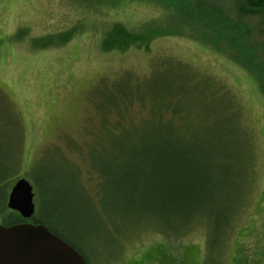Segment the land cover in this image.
<instances>
[{
    "label": "rangeland",
    "instance_id": "1",
    "mask_svg": "<svg viewBox=\"0 0 264 264\" xmlns=\"http://www.w3.org/2000/svg\"><path fill=\"white\" fill-rule=\"evenodd\" d=\"M116 24L151 38L104 50ZM263 71L264 8L247 0H0V198L26 178L34 215L90 264H202L214 227L227 228L218 264H264V97L253 77L264 84ZM116 90L181 93L196 146L217 167L215 207L191 226L134 223L97 191L89 163L110 148L94 153L100 104ZM127 103L108 122L147 118L148 101Z\"/></svg>",
    "mask_w": 264,
    "mask_h": 264
},
{
    "label": "trees",
    "instance_id": "2",
    "mask_svg": "<svg viewBox=\"0 0 264 264\" xmlns=\"http://www.w3.org/2000/svg\"><path fill=\"white\" fill-rule=\"evenodd\" d=\"M247 1L254 10L264 8V0ZM141 26L131 29L116 24L113 27L114 35L109 37H115L113 43L110 42L103 49L125 51L130 47L144 48L151 36L147 26L138 31ZM253 77L264 97L262 76L253 73ZM208 96L212 97V94ZM181 97L180 92H169L155 99L151 93L125 94L116 90L105 103L100 104L103 133L94 141L100 146L94 153H104L108 149L106 145L110 148L102 167L94 160H91L89 166L100 178L97 191L109 194L114 205H123L134 223L149 218L151 223H161L162 227H189L201 219L203 211L209 213L215 207L217 180L212 176L217 167L208 158L209 155L196 146L199 145V137L190 130V124L193 125L190 122L191 116L186 108L178 107ZM131 99L142 104L149 102L147 118L136 124L128 122L126 127H123L125 123L120 120L114 124L108 122L105 115L114 110L122 116ZM146 126L147 130L144 129ZM119 131L121 133L118 134ZM89 199L92 198L89 196ZM31 219L33 224L45 225L53 234L73 246L90 264L86 254L57 227L34 214ZM25 221L17 212L7 209L6 202L0 198L1 224L9 226ZM137 224L133 227L153 225ZM221 228L208 230L202 264H218L222 240L227 231V228L225 231ZM178 231L169 229L167 233L175 234Z\"/></svg>",
    "mask_w": 264,
    "mask_h": 264
},
{
    "label": "water",
    "instance_id": "3",
    "mask_svg": "<svg viewBox=\"0 0 264 264\" xmlns=\"http://www.w3.org/2000/svg\"><path fill=\"white\" fill-rule=\"evenodd\" d=\"M33 196L26 178L15 180L6 207L26 221L9 226L0 223V264H87L82 254L45 225L27 221L35 212Z\"/></svg>",
    "mask_w": 264,
    "mask_h": 264
}]
</instances>
